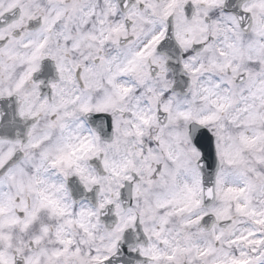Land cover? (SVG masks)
Segmentation results:
<instances>
[{"label": "snow or ice", "instance_id": "snow-or-ice-1", "mask_svg": "<svg viewBox=\"0 0 264 264\" xmlns=\"http://www.w3.org/2000/svg\"><path fill=\"white\" fill-rule=\"evenodd\" d=\"M0 264H264V0H0Z\"/></svg>", "mask_w": 264, "mask_h": 264}]
</instances>
